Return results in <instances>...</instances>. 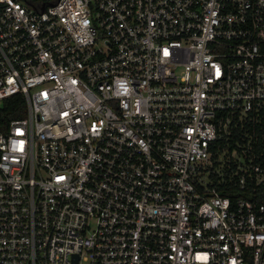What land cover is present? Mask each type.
I'll return each instance as SVG.
<instances>
[{
  "label": "built area",
  "instance_id": "obj_1",
  "mask_svg": "<svg viewBox=\"0 0 264 264\" xmlns=\"http://www.w3.org/2000/svg\"><path fill=\"white\" fill-rule=\"evenodd\" d=\"M0 264H264V0H0Z\"/></svg>",
  "mask_w": 264,
  "mask_h": 264
},
{
  "label": "trees",
  "instance_id": "obj_2",
  "mask_svg": "<svg viewBox=\"0 0 264 264\" xmlns=\"http://www.w3.org/2000/svg\"><path fill=\"white\" fill-rule=\"evenodd\" d=\"M26 114V101L21 95H15L4 101L0 128L12 119L23 118ZM264 200V199H263Z\"/></svg>",
  "mask_w": 264,
  "mask_h": 264
},
{
  "label": "rangeland",
  "instance_id": "obj_3",
  "mask_svg": "<svg viewBox=\"0 0 264 264\" xmlns=\"http://www.w3.org/2000/svg\"><path fill=\"white\" fill-rule=\"evenodd\" d=\"M27 115V113L25 114V116Z\"/></svg>",
  "mask_w": 264,
  "mask_h": 264
}]
</instances>
